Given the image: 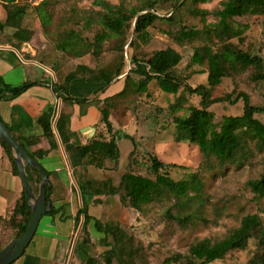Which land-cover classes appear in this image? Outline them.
I'll list each match as a JSON object with an SVG mask.
<instances>
[{"label":"rangeland","instance_id":"rangeland-1","mask_svg":"<svg viewBox=\"0 0 264 264\" xmlns=\"http://www.w3.org/2000/svg\"><path fill=\"white\" fill-rule=\"evenodd\" d=\"M101 1L112 5L121 4L123 10L131 11L152 0H15L25 9L21 25L31 30L32 36L24 43H12L13 30L0 28V42L15 46L18 50L23 49L22 56L25 59H40L49 63L55 71L68 73L76 68L74 62L78 57L59 49L58 44L69 32L75 33L81 40L93 42L96 32L103 31L98 15L104 12ZM220 3L221 0H208L198 4L199 9L210 12L203 17L183 9L181 21L192 28L201 27L203 21L212 24L216 18L211 13L220 8ZM38 6H42L39 11ZM173 11L170 2L158 1L156 14L168 16ZM5 18L0 0V24ZM231 22L235 26H248L239 47L264 60L262 17L245 15L235 17ZM131 25L128 41H124L122 36L109 35L104 30L107 35L100 45V51H91L82 56L95 66L87 74L101 73L103 69L114 70L120 66L123 74L121 83L114 86L121 89L120 95L112 99V104L114 119L128 127L116 134L118 168L111 170L110 165L107 175L111 178L110 182L117 185L135 147L137 153L132 159V171L135 173L151 175L149 163L152 156L165 164H173L165 168L173 180L187 179L191 173L198 172L203 181L202 203L190 202L178 209L173 201L162 199L152 201L142 211H137L128 204L126 197L119 194H113L117 195L114 198L108 197L110 195L97 198L99 201L89 205V208H93L95 218L102 224L115 225L130 240L114 244L111 235L105 237L95 229L93 235L89 231L84 235L83 232L79 233L77 227L64 264H80L86 256L101 259L114 246L119 259H115L113 264H188L191 260L188 256L191 245L202 239L215 242L226 237L247 215H256L264 228V196L253 193L248 186L250 180L257 179L264 171V151L249 141L248 153L241 162L215 170L200 168L202 155L197 145L175 140L177 127L173 119L186 116L191 107H200L201 96L187 92L185 87L206 84V65L188 66L195 46L189 43L178 45L173 41L170 32L176 30V26L157 21L148 29V43L136 44V41L130 43L132 38L134 40L133 21ZM231 42L237 43V40ZM166 47L173 48L181 56L180 62L171 71L173 77L180 79L179 91L166 93L159 88L156 80L148 82V91L143 90L139 84L142 77L131 69L137 65L144 66L142 62L145 57ZM233 74L222 78L221 83L211 91L212 98L224 99L209 107L216 122L223 116L242 114V100L233 101L239 93L247 94L254 105L263 104L264 83H258L257 70L250 68ZM56 76L59 78L58 74ZM84 106L86 103H80L79 108L83 110ZM2 226L0 243L7 245L13 231ZM76 240L80 252L74 253ZM29 250L31 246L26 248V252ZM258 256L256 239L251 238L244 249L231 250L221 260L209 264H250L257 261ZM193 263L199 264L196 260Z\"/></svg>","mask_w":264,"mask_h":264},{"label":"trees","instance_id":"trees-1","mask_svg":"<svg viewBox=\"0 0 264 264\" xmlns=\"http://www.w3.org/2000/svg\"><path fill=\"white\" fill-rule=\"evenodd\" d=\"M1 1L6 18L3 24H0V28H11L13 30L11 34L12 43L28 41L32 36V31L21 25L25 9L15 3V0ZM158 1L152 0L150 3L131 11L123 10L121 4L112 5L106 1H101L104 12L98 15L103 31L107 30L108 34L112 36H122L124 41H128V32L133 21L134 40L132 38L130 43L136 41V44H147L149 41L148 29L154 26L157 21H161L176 26V30L173 32L168 30L176 44L189 43L195 46L188 66L196 65L200 67L206 65V84L196 87L187 85L185 87L187 92L201 96L200 107H191L186 116H177L173 119L177 127L175 140L196 144L202 155L200 168L208 170H215L241 162L248 153L247 145L249 141H253L259 150L264 151V94L263 104L257 106L250 102L247 94L239 93L233 101L242 100V114L223 116L218 122L215 121L213 112L209 110L212 104L224 100L221 97L212 98L211 91L221 83L222 78L228 75L253 68L257 70L258 83H264V60L262 57L252 55L239 47L248 26H235L231 22L235 17L259 15L262 17L264 27V0H221L220 8L211 13L216 18V22L210 24L203 21L202 26L199 28L185 25L181 21L182 12L185 9L192 15L203 17L210 12L199 9L197 5L208 0H167L174 9L168 16L156 14ZM41 7H37L38 11ZM150 10H153V12ZM42 12H44L43 8ZM47 22L48 17L46 15ZM103 31L96 32L93 42L81 40L82 38L75 33L69 32L58 44V48L69 51L73 57H82L91 51L99 52L100 45L107 35ZM233 39H236L237 43L231 42ZM197 44L199 45L196 46ZM180 60L181 56L176 50L166 47L145 57L142 62L144 66L137 65L131 71L142 77L139 84L143 90L148 91V82L156 80L162 91L174 94L179 91L181 82L178 77L171 75V71ZM91 71L86 66H76L64 77L62 82L52 84L54 93L57 97H62L64 101H72L71 98L62 96L61 93H67V86L73 78ZM102 73L107 75V81H111L115 76L121 74V66L114 74L104 69ZM0 85V99H12L25 91L29 84L12 87L0 82ZM110 105V103L105 102L100 108L101 122L111 134V138L107 142L95 139L85 145L70 142L66 133L67 122L64 114L59 115L55 127L67 154L81 198V206L74 216L75 227L80 226L79 233L83 232L84 235H87L88 226L93 221L94 229L105 237L111 235L115 244L124 243L130 239L115 225L102 224L101 221L89 214L90 203L99 201L94 198L95 196L105 197L119 194L121 197H126L129 205L137 211H142L143 207L152 201L162 199L173 201L178 209H182L190 202L202 203L203 181L198 172L191 173L187 179L173 180L165 169L167 166H173V164H165L155 156L150 158L149 170L151 175L135 173L132 171V159L137 153L135 147L130 153L129 162L117 185H113L109 180L94 181L83 178L78 181L77 169L83 170L88 165L105 171L109 169L106 166L108 162L112 165L111 170L118 168L119 149L114 137L113 125L109 120ZM54 112V109H49L38 118V123L44 135L52 133ZM36 137L37 134H30L24 139ZM14 138L23 145L20 138ZM133 142L135 146L134 139ZM0 144L11 162L12 172L18 176L11 147L1 141ZM46 154V151L40 150L29 153L35 161L43 158ZM25 169L29 186L37 194L42 175L35 167L26 165ZM248 186L253 193L264 196V171L257 179L250 180ZM46 199L49 201L48 189L46 190ZM30 213L31 208L23 190L8 217L6 219L0 218V224L13 231L9 241L19 237L24 232L25 223H27ZM54 213L55 209L51 206L47 214L52 215ZM251 238L256 239L259 256L257 261H252L250 264H264V228L261 227L256 215L243 217L237 228L218 241L212 242L209 239H202L191 245L188 250V256L191 260L188 264H194V260L199 264H209L221 260L231 250L244 249ZM4 246L0 243V250ZM78 247V240H76L73 248L74 253L80 252ZM115 259H119V253L114 246L101 259L86 256L80 261V264H113Z\"/></svg>","mask_w":264,"mask_h":264},{"label":"crops","instance_id":"crops-1","mask_svg":"<svg viewBox=\"0 0 264 264\" xmlns=\"http://www.w3.org/2000/svg\"><path fill=\"white\" fill-rule=\"evenodd\" d=\"M23 51L0 42V82L12 87L29 84L18 96L12 99H0V118L12 136L21 139L28 153L39 150L47 152L37 162L47 173L49 202L54 207L55 213L46 214L41 218L28 245L31 246V250L28 252L25 250L21 258L19 257L20 259L12 264H64L74 240L72 238L76 232L74 216L81 206V198L67 154L56 131L55 122L60 114L66 116V133L72 143L85 145L94 139L107 142L111 134L102 124L100 113V108L107 102L111 104L109 120L113 125L116 140L117 132L128 127L114 119L112 104V99L120 95L121 89L114 86L121 83L123 74L115 76L111 81H107V75L102 72L76 76L69 82L67 93H61L72 101H64L54 93L52 84L62 82L69 72L61 74L60 70L55 71L49 63L40 59H25L22 56ZM74 63L75 67L82 65L95 68L86 57H78ZM116 70L115 68L109 72L114 74ZM84 99L87 101H81ZM80 103H86L83 110L79 108ZM49 109L55 111L52 133L44 135L38 118ZM85 129L88 133L84 131ZM30 134H37V137L24 139ZM106 166L110 167V163L107 162ZM108 171L88 165L83 170L77 169V180L86 178L94 181H110ZM22 191L20 178L12 172L11 162L0 144V218L8 217ZM89 214L93 218L96 217L91 206ZM0 228H3L1 224ZM88 231L91 235L94 234L93 223L88 226Z\"/></svg>","mask_w":264,"mask_h":264},{"label":"water","instance_id":"water-1","mask_svg":"<svg viewBox=\"0 0 264 264\" xmlns=\"http://www.w3.org/2000/svg\"><path fill=\"white\" fill-rule=\"evenodd\" d=\"M92 130V129H91ZM88 133V130L85 129ZM0 141L9 145L13 152V160L17 167L18 176L26 194L28 205L31 208V213L25 230L19 236L11 240L0 250V264H12L21 257L29 243L31 242L39 221L51 209V204L46 199V190L48 188V178L40 164L32 159L24 148L11 134L6 124L0 118ZM35 167L42 175V181L39 184L38 193L35 194L28 183V175L25 166Z\"/></svg>","mask_w":264,"mask_h":264}]
</instances>
